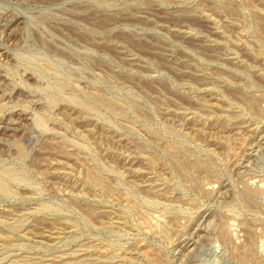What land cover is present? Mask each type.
<instances>
[{"label": "rangeland", "instance_id": "obj_1", "mask_svg": "<svg viewBox=\"0 0 264 264\" xmlns=\"http://www.w3.org/2000/svg\"><path fill=\"white\" fill-rule=\"evenodd\" d=\"M0 264H264V0H0Z\"/></svg>", "mask_w": 264, "mask_h": 264}, {"label": "bare ground", "instance_id": "obj_2", "mask_svg": "<svg viewBox=\"0 0 264 264\" xmlns=\"http://www.w3.org/2000/svg\"><path fill=\"white\" fill-rule=\"evenodd\" d=\"M76 102V101H75ZM6 113V112H5ZM42 120V119H41ZM10 245V244H9ZM32 261V260H31Z\"/></svg>", "mask_w": 264, "mask_h": 264}]
</instances>
